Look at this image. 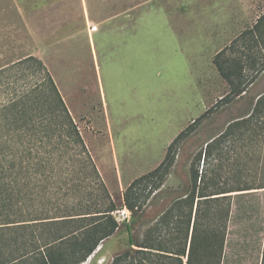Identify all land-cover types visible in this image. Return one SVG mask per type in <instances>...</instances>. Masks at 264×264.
Segmentation results:
<instances>
[{
  "label": "rangeland",
  "instance_id": "rangeland-1",
  "mask_svg": "<svg viewBox=\"0 0 264 264\" xmlns=\"http://www.w3.org/2000/svg\"><path fill=\"white\" fill-rule=\"evenodd\" d=\"M91 1L0 0V68L27 55L44 62L63 88L67 106L107 191L117 207L125 210L123 216L116 214L119 222H128L130 217L123 201L128 184L155 168L172 139L205 112L195 131L179 144L163 185L146 201L145 216L135 234L141 238L172 199L185 191L191 161L205 140L251 114L263 127L234 125L229 142L223 145L220 172L227 186L264 184V106L262 112L254 111L257 97L264 93V70L241 97L225 99L229 86L213 64L217 51L211 50L209 43V34L218 29L213 20L217 1ZM174 12H186L188 17L177 19ZM233 21H225L223 33L227 32L228 39L223 47L229 44L230 34L235 37L253 20L245 25ZM93 24L96 26L90 27ZM173 26L190 38L179 39ZM92 55L106 103L105 121L102 113L88 105L78 109L69 88L71 66L75 65L82 69L90 89H97ZM3 100L4 93L0 92V103ZM201 167L202 161L199 172ZM233 199L241 209L247 205L250 213L244 218L240 209L242 215L231 222L229 217L227 231L231 233L225 238L222 260L224 256V264L253 263L257 249L252 233L248 239V231L253 230L248 222L262 220L264 188L233 195ZM100 246L92 264H107L127 247L125 225Z\"/></svg>",
  "mask_w": 264,
  "mask_h": 264
},
{
  "label": "trees",
  "instance_id": "trees-1",
  "mask_svg": "<svg viewBox=\"0 0 264 264\" xmlns=\"http://www.w3.org/2000/svg\"><path fill=\"white\" fill-rule=\"evenodd\" d=\"M212 61L229 86L225 99L245 94L264 70V12ZM0 86L5 96L0 103V264H83L90 258L87 264H92L102 242L122 224L127 247L107 264H221L231 192L264 187L227 186L220 172L222 149L234 125L262 128L257 117L231 122L224 133L205 140L191 161L185 191L140 238L135 228L145 216L146 201L161 188L179 144L207 112L172 139L155 168L128 184L123 201L130 217L121 223L119 208L43 61L27 55L0 68ZM263 101L264 94L257 98L256 114Z\"/></svg>",
  "mask_w": 264,
  "mask_h": 264
},
{
  "label": "crops",
  "instance_id": "crops-1",
  "mask_svg": "<svg viewBox=\"0 0 264 264\" xmlns=\"http://www.w3.org/2000/svg\"><path fill=\"white\" fill-rule=\"evenodd\" d=\"M31 1L44 2L46 0H31ZM77 1H81V0H77ZM84 1L92 3L91 0H84ZM96 1H98V3H104V1H106V0H96ZM108 1H110V0H108ZM210 1H213V0H210ZM216 1L217 2L215 3V7L217 8V10L215 9L216 14L214 15L213 20H215V25L216 26L218 25V29L214 33L209 34L210 35L209 43L212 44L211 50H216L218 52L219 50H221L223 48V41H225V40L227 41V39H228L227 38V32L223 33L224 26L226 24L225 21L232 19V20H234L232 23L239 22V24L245 25L247 23V20H251V21L253 20L250 23V25L245 27V28L252 26V24L259 17V15L264 12V0H216ZM141 2H143V1H141ZM167 12H169V11H167ZM174 13H175L177 19H186L188 17L186 12H179V13L174 12ZM92 26L95 27L96 25L93 24L90 27H92ZM172 28H173V31L176 33L177 37H179V39H181L182 37H183V39L187 38L188 35L185 34V32L183 30H180V28L177 29L174 26ZM242 31H240V33ZM230 33H233V32H230ZM239 34H237L236 36H238ZM188 37L190 38V35ZM228 37L230 38V42L235 38L234 36H231V34ZM230 42H229V44H230ZM89 45L91 48V41L90 40H89ZM184 56L186 58L189 57V56L187 57L186 54H184ZM92 59H93V64H94V71H95V76H96L95 82L97 85L96 86L97 89L94 88V91H92L90 89L89 84H87V82L85 81V79L82 75L83 74L82 69L79 68L78 66H75V65L71 66V70H72L73 75H72V82H71V85L69 88H70V91L72 92V95L75 94V96L73 95V97H74L75 103L78 106L77 107L78 109H84V107L86 109L89 106L90 109L95 110L97 113H99V114L102 113V115L104 117V121H105V119H106V115H105L106 114V111H105L106 103L103 100L104 98H103V94L101 92L100 82H99V78H98V74H97V67H96V64L94 62L93 55H92ZM52 78H53V80H54V82H55L64 102H65L66 101V95L63 91V88L59 87L58 81L54 78V76ZM85 99L88 100L89 102H86ZM84 102H86V105ZM90 103H91V105H90ZM65 104H66V106L68 105L67 101L65 102ZM92 104L96 105L95 108L92 106ZM68 109H70L69 110L70 114L73 115L72 109L71 108H68ZM260 188H264V187H260ZM258 189L259 188H252V189H248V190H236V191L231 192V198L232 199H231L230 222L232 221L233 217H239L242 214L245 215V216H243L244 218H248L249 213H250L248 211V207H247V205H249L248 201L250 198H247L248 200L246 201V203H247L246 206L243 207V204L241 205L243 207L241 209V208H239L240 203H238V204L236 203L234 205L233 195H237V196L244 195V194L246 195V193H251L253 191H257ZM247 197H249V196H247ZM240 209L242 211V214L239 213ZM249 220H250V218H249ZM248 224H249L248 225L249 227H251V228L253 227L252 231H248V234H247L248 239L251 238L250 234L252 233L254 236L253 241H254L255 247L257 249L256 257H254L255 262L253 261V263H249V264H261L262 250H263V246H264V213H263L262 220L258 221V219L257 220L254 219L253 223L248 222ZM229 232H230V229L227 231V234H226L227 237H228ZM257 236H259L258 239H257ZM226 243H227V239H225L224 248L226 246ZM223 251H224V249H223ZM223 260H224V256H223ZM223 260H222V263L224 264Z\"/></svg>",
  "mask_w": 264,
  "mask_h": 264
},
{
  "label": "built area",
  "instance_id": "built-area-1",
  "mask_svg": "<svg viewBox=\"0 0 264 264\" xmlns=\"http://www.w3.org/2000/svg\"><path fill=\"white\" fill-rule=\"evenodd\" d=\"M124 211H125L124 209H119V210L116 211V213H117L118 216H123Z\"/></svg>",
  "mask_w": 264,
  "mask_h": 264
}]
</instances>
